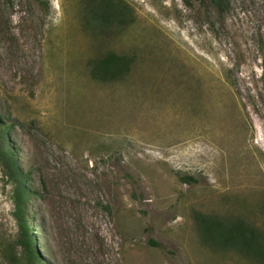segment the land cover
Returning a JSON list of instances; mask_svg holds the SVG:
<instances>
[{"label": "rangeland", "instance_id": "obj_1", "mask_svg": "<svg viewBox=\"0 0 264 264\" xmlns=\"http://www.w3.org/2000/svg\"><path fill=\"white\" fill-rule=\"evenodd\" d=\"M112 53L130 71L95 78ZM0 134L38 264H260L207 244L196 217L264 234V0H0ZM6 174L0 160L11 246Z\"/></svg>", "mask_w": 264, "mask_h": 264}, {"label": "trees", "instance_id": "obj_2", "mask_svg": "<svg viewBox=\"0 0 264 264\" xmlns=\"http://www.w3.org/2000/svg\"><path fill=\"white\" fill-rule=\"evenodd\" d=\"M221 1V0H217ZM105 2L97 9L98 19L106 24L113 15L108 12ZM99 6V5H98ZM100 9L102 10L101 12ZM116 16L121 17L119 10ZM133 60L127 56H119L114 53L96 62L93 66V75L100 80L122 79L131 68ZM7 135L0 134V160L7 172V176L15 186V195L18 203L19 217L22 220L19 244L4 246L0 241V253L3 254L6 264H15L17 252L12 247H21V252L27 257L30 264H38V258L33 252V243L25 220V205L28 189L25 186L26 178L17 164L12 159L10 149L7 147ZM184 183L195 182L192 176L181 177ZM200 233L204 241L212 246L224 250H230L249 258L257 263L264 264V234L256 226L246 222L242 218H220L206 214H198L196 217Z\"/></svg>", "mask_w": 264, "mask_h": 264}]
</instances>
